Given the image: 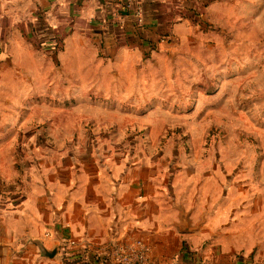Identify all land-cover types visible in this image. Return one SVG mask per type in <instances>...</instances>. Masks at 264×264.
Segmentation results:
<instances>
[{
    "label": "rangeland",
    "instance_id": "rangeland-1",
    "mask_svg": "<svg viewBox=\"0 0 264 264\" xmlns=\"http://www.w3.org/2000/svg\"><path fill=\"white\" fill-rule=\"evenodd\" d=\"M180 10L151 45L107 39L120 26L106 36L70 23L51 42L0 34L6 181L31 179L43 197L55 167L70 178L89 161L143 159L180 196H241L263 211L264 0H191Z\"/></svg>",
    "mask_w": 264,
    "mask_h": 264
},
{
    "label": "crops",
    "instance_id": "crops-1",
    "mask_svg": "<svg viewBox=\"0 0 264 264\" xmlns=\"http://www.w3.org/2000/svg\"><path fill=\"white\" fill-rule=\"evenodd\" d=\"M189 4L144 0L142 40L129 39L132 18L117 20L127 11L119 0H0V34L6 41L17 32L51 42L70 23L92 29L89 34L118 25L124 31L107 39L116 43L127 36L140 46L169 33L177 17L185 16L179 9ZM4 53L0 48V58ZM150 167L143 159L116 167L93 160L70 178L55 167V175L43 180V197L31 179L8 183L0 173V264H66L64 257L73 253L80 264H116L105 255L115 244L137 239L151 248L149 264H264L260 204L242 206L243 197L228 194L180 196L173 178ZM54 247L55 258L43 254L42 248Z\"/></svg>",
    "mask_w": 264,
    "mask_h": 264
},
{
    "label": "built area",
    "instance_id": "built-area-1",
    "mask_svg": "<svg viewBox=\"0 0 264 264\" xmlns=\"http://www.w3.org/2000/svg\"><path fill=\"white\" fill-rule=\"evenodd\" d=\"M119 1L124 4L123 6L127 11L125 14H120V16H118V21L123 22L128 18H132L139 25L145 23L144 0ZM150 253V246L146 242L137 239L129 243L121 242L115 244L105 257H113L116 264H149ZM66 258L74 262L76 254H66Z\"/></svg>",
    "mask_w": 264,
    "mask_h": 264
},
{
    "label": "trees",
    "instance_id": "trees-1",
    "mask_svg": "<svg viewBox=\"0 0 264 264\" xmlns=\"http://www.w3.org/2000/svg\"><path fill=\"white\" fill-rule=\"evenodd\" d=\"M133 21V27L131 28H128V31L130 32V36H129V39L131 38H141L142 40H145L143 39V28L141 25L137 24L133 19H131ZM131 25V24H130ZM118 27V25L115 26V28H113L114 30H116V28ZM152 42H148V44L151 45ZM152 49L151 47H148V50ZM23 195V194H22ZM74 262H79L78 260L77 261H74ZM74 262H68V261H65L66 264H69V263H74Z\"/></svg>",
    "mask_w": 264,
    "mask_h": 264
},
{
    "label": "water",
    "instance_id": "water-1",
    "mask_svg": "<svg viewBox=\"0 0 264 264\" xmlns=\"http://www.w3.org/2000/svg\"><path fill=\"white\" fill-rule=\"evenodd\" d=\"M42 251H43V254L48 257V258H55L58 254V247H54L53 249L51 250H48V249H45V248H42Z\"/></svg>",
    "mask_w": 264,
    "mask_h": 264
}]
</instances>
